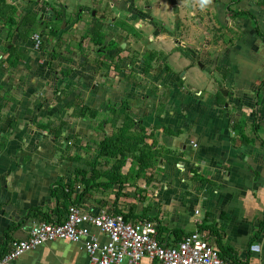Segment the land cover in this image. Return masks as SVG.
Listing matches in <instances>:
<instances>
[{
  "label": "crops",
  "instance_id": "0c3cea01",
  "mask_svg": "<svg viewBox=\"0 0 264 264\" xmlns=\"http://www.w3.org/2000/svg\"><path fill=\"white\" fill-rule=\"evenodd\" d=\"M210 1L177 0L174 23L145 24L93 1L72 11L64 0H0V255L75 202L152 219L169 246L202 230L223 258L264 264V0ZM162 7L176 14L171 0ZM136 29L147 32L137 48ZM127 124L158 163L136 177L131 155L128 179L106 184L114 163L101 143ZM13 264L92 263L83 241L57 239Z\"/></svg>",
  "mask_w": 264,
  "mask_h": 264
},
{
  "label": "built area",
  "instance_id": "2783aa9c",
  "mask_svg": "<svg viewBox=\"0 0 264 264\" xmlns=\"http://www.w3.org/2000/svg\"><path fill=\"white\" fill-rule=\"evenodd\" d=\"M33 40L37 48L41 46L40 34H35ZM78 187L82 191V187ZM90 226L105 234L106 242L102 243L92 234ZM57 239L83 241L92 264H142L146 257L161 264H237L223 258L202 230L192 231L169 246L160 240L158 223L152 219L129 221L122 212L113 213L105 207L91 213L75 202L70 205L64 221L38 222L26 239L14 240L9 251L0 255V264H13L20 255ZM251 249L260 251L261 244L254 243Z\"/></svg>",
  "mask_w": 264,
  "mask_h": 264
},
{
  "label": "trees",
  "instance_id": "16d2710c",
  "mask_svg": "<svg viewBox=\"0 0 264 264\" xmlns=\"http://www.w3.org/2000/svg\"><path fill=\"white\" fill-rule=\"evenodd\" d=\"M154 56V53H150V58ZM85 113L86 110L90 111L88 108H83ZM94 115V111H91ZM84 115V114H83ZM131 128L129 124L125 125L119 130V133H115L112 136H107L101 143L102 154L101 156L105 158L106 161L114 163V169L112 171L111 179L106 182V184L123 183L128 179L130 173L123 175L121 170L124 165H126L128 157L133 156L135 164L138 165V172L136 177L145 176V172L148 168H152L157 165L159 157V149L154 148L155 144L149 143L144 140V137L137 139L135 135L130 134ZM130 137L135 138V144L133 146L128 144V139ZM170 160V158H168ZM89 185V184H88ZM63 190V191H62ZM74 189H70L69 192H65L64 186L61 191L64 196L69 199ZM82 193V192H81ZM127 219H129L128 214H124Z\"/></svg>",
  "mask_w": 264,
  "mask_h": 264
},
{
  "label": "rangeland",
  "instance_id": "374dc122",
  "mask_svg": "<svg viewBox=\"0 0 264 264\" xmlns=\"http://www.w3.org/2000/svg\"><path fill=\"white\" fill-rule=\"evenodd\" d=\"M52 2H54V1H57V0H51ZM65 2H67V1H70V3H71V9H72V11H74V10H76V7H79V6H83L84 4H86L87 2H89L90 0H64ZM100 1V0H99ZM203 1H205V2H209L210 4H209V7H211V2L212 1H210V0H203ZM93 2L95 3V5H102L105 9H109V7H108V4L110 5V3L108 2V0H101V2H98V0H93ZM121 2V3H120ZM165 2L166 3H168L169 2V0H118V2L117 1H113L112 3L115 5V6H112L113 8H114V10H116V11H118V10H121V11H123V7H125V8H129L131 5L133 6V7H138V9H140V11H142L143 13H144V17L145 18H141L142 20L144 19V23L145 24H149L150 23V20H152L154 23H157V22H162V23H164V22H166L167 23V21L168 22H172V23H174L175 21H174V18H175V16H177V13L176 14H173V15H171V16H169V13H166V12H164V11H162V10H157V8H160V7H162L163 5H165ZM122 8V9H121ZM191 8V7H190ZM162 9H163V7H162ZM167 11V10H166ZM107 12H109V10L107 11ZM192 12H194V13H192V17H193V19L195 18V17H197L196 15H198V12H196V11H192ZM110 13V12H109ZM125 14H124V18L122 17V18H120L119 17V19L118 20H120V19H122V21H119V23H125V17H126V11L124 12ZM109 15V14H108ZM134 16H140V15H143V14H133ZM71 13H69V11H67L66 13H65V15L64 16H62L60 19H63L64 18V21H65V23L67 24V25H69V23H70V20H71ZM136 19H140L139 17H137ZM136 19H133V20H136ZM117 20V21H118ZM146 20V21H145ZM157 20H159V21H157ZM127 21V20H126ZM194 21V20H193ZM170 22V23H171ZM170 23H168L167 24V27L166 28H168L169 29V25H170ZM193 24L194 23H198V22H192ZM193 24H191V22L190 23H186V26H187V28H188V31H189V33L188 34H195L196 32H198V30L196 29V28H194L193 26ZM207 25V24H206ZM70 26V25H69ZM158 26V25H157ZM79 30V29H78ZM200 30V29H199ZM136 32L134 33V32H131V33H133L134 34V36H133V38H134V42H135V44L133 43V47H135V48H137L138 47V43H139V39H138V36H140V35H143V34H147V32H144L145 30H143V31H141L140 29H136L135 30ZM69 32V31H68ZM71 33H74V34H71ZM199 33V32H198ZM69 34H71L70 35V37L72 38L73 36H76V34H75V32H69ZM145 36V35H144ZM202 37H203V34H202ZM194 38V37H193ZM74 40V39H73ZM149 45H150V47H157V44L156 43H154V41H150L149 42ZM205 75H207L206 73H205ZM208 76V75H207ZM218 77H220L218 74H216V78H218ZM134 99V98H133ZM135 100V99H134Z\"/></svg>",
  "mask_w": 264,
  "mask_h": 264
},
{
  "label": "flooded vegetation",
  "instance_id": "af4514ba",
  "mask_svg": "<svg viewBox=\"0 0 264 264\" xmlns=\"http://www.w3.org/2000/svg\"><path fill=\"white\" fill-rule=\"evenodd\" d=\"M90 1H93V0H90ZM113 1H117L118 2V0H108V2L110 3V5L108 4V7H109V9H107V11L109 10L110 11V8H112V6H115L112 2ZM121 3V2H120ZM127 9H133V10H135V13L136 14H143L144 15V13L142 12V11H140V9H138V7H133L132 5L129 7V8H125V7H123V11L121 12V15H119L120 16V18H124V15H123V13L126 11L127 12ZM93 12L94 11H92L91 12V15L93 14ZM108 13V12H107ZM125 14V13H124ZM108 16V18L107 19H110V17H111V15H107ZM126 17H127V14H126ZM125 17V18H126ZM133 35V34H132Z\"/></svg>",
  "mask_w": 264,
  "mask_h": 264
},
{
  "label": "water",
  "instance_id": "95a60500",
  "mask_svg": "<svg viewBox=\"0 0 264 264\" xmlns=\"http://www.w3.org/2000/svg\"><path fill=\"white\" fill-rule=\"evenodd\" d=\"M171 2H172V5H173L174 12L177 13V17H179V7L177 5V0H171Z\"/></svg>",
  "mask_w": 264,
  "mask_h": 264
}]
</instances>
